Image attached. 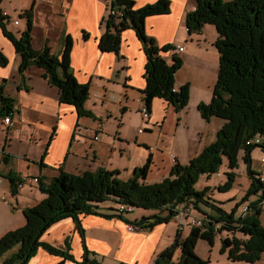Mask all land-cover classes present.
Returning a JSON list of instances; mask_svg holds the SVG:
<instances>
[{"label":"crops","instance_id":"1","mask_svg":"<svg viewBox=\"0 0 264 264\" xmlns=\"http://www.w3.org/2000/svg\"><path fill=\"white\" fill-rule=\"evenodd\" d=\"M134 1V7L137 8L155 0ZM15 2L14 5L13 0H0V8L8 11L11 17L3 21L6 26L8 22L21 26L17 30L10 28L18 35L25 29L26 21L21 24L14 10L19 8L21 14L25 9H31L30 33L33 48L48 45L53 54L60 56L66 34L71 35L70 66L77 81L88 84L89 94L85 104L92 115L78 116L73 106L59 102L57 86L47 80L41 67L32 65L20 72V56L15 52L12 41L3 35L0 28V48L8 58L6 64H0V84L3 94L13 99L12 122L6 124L3 117H0V193H3L0 205L7 212L6 218L3 217L0 222V235L20 223L12 220L14 208L10 200L14 199L18 207L24 209L46 197V193L39 189V183L34 182L27 184L30 185L29 189L23 190L25 184L20 188L21 191L19 189L13 193L10 178L37 175L48 183L59 174L61 168L71 174H80L84 170L93 171L99 167L120 172L122 165L134 172V168L144 163L150 154L140 147L151 148L155 138H159V145L165 149V153L168 152L166 172L171 170L170 161L188 162L200 152L206 144L203 132H198L202 125L196 114L193 119L185 115L187 105L178 109L162 97H154L148 119L142 117L140 111L145 105L143 89L146 84V54L135 30L128 27L120 32L118 51H104L99 47L98 40L106 31L112 0ZM170 2L169 13L149 15L145 20L146 32L158 45L175 46V50L163 53L168 61L173 53L178 55L185 51L180 44L179 34L185 25L186 13L196 6V0ZM12 19L18 20V23L15 24ZM85 30L89 32L87 37L82 35ZM179 46L183 48L182 51ZM127 117L131 120V129L134 131L136 154L122 143L127 139L132 145L131 135H127L126 131L124 133L123 128ZM191 123L197 124L195 136L187 132ZM140 128L143 130L139 131ZM95 135L97 138H94ZM22 198L24 201L21 202ZM6 199L9 200L8 205L5 203ZM186 204L188 203L185 202L184 206ZM263 206L264 198L261 208ZM195 213L201 212L192 209L191 214ZM81 223L85 229L88 257L89 252L96 251L97 254H111L128 263H142L146 261L148 252L155 248L167 222L158 223L151 229L130 230L129 223L118 216L87 214L81 216ZM175 223L177 231L176 220ZM184 229L185 226L182 233ZM40 240L62 248L68 240L69 253L74 259L84 258L81 235L71 217L65 216L52 222L41 234ZM61 258L39 247L27 262L53 264ZM91 259H96V256ZM64 264L74 262L66 259Z\"/></svg>","mask_w":264,"mask_h":264},{"label":"trees","instance_id":"2","mask_svg":"<svg viewBox=\"0 0 264 264\" xmlns=\"http://www.w3.org/2000/svg\"><path fill=\"white\" fill-rule=\"evenodd\" d=\"M110 4L111 7L120 8L123 16L120 19L109 15L106 31L98 40L101 50L118 51L120 32L128 27L133 28L146 54L143 99L149 111L154 97H162L178 109L185 107L189 97L188 86L185 84L175 89L173 83L182 60L176 53L171 55L170 61L163 55L164 52L174 50L175 46L158 45L145 29V20L149 15L170 12V0H155L137 8L134 7V0H112ZM21 15L26 18V28L18 35L6 26L0 16L1 32L12 41L15 52L20 56L19 71L23 72L32 65L41 67L47 80L57 86L59 102L73 106L78 116H91L85 104L89 94L88 84L77 81L70 66L71 35L66 34L60 56L53 54L48 45L35 49L31 43V9H25ZM205 23L213 24L218 33L214 44L218 50L219 68L213 96L208 102L200 101L198 110L206 120L213 116L223 118L224 124L217 129L215 140L206 144L186 164L175 162L169 173L171 177L154 184H146L144 180L150 169L151 155L142 165L135 167L132 176L125 180L117 177L119 170L100 167L93 171L84 170L80 174H71L61 168L59 174L48 183L39 179V189L46 193V197L24 208L23 226L6 231L0 237V257L14 244L20 243L18 251L12 257L3 259L1 264H14L16 261L18 264H26L38 247L62 257L54 264H64L66 259L74 264H100L96 259L88 257L82 215L118 216L139 228L151 229L158 223H166L175 215V207L180 202H187L193 209L199 208V202L204 200V191L195 190L193 184L200 173L211 174L217 171L224 157L227 165L233 169L240 150H244L245 161L249 164L252 148L259 146L264 149V0H196V6L186 13L185 25L191 33L199 31ZM88 33L85 30L82 35L87 37ZM7 61V56L0 48V64L4 65ZM2 91L0 84V117L4 118L7 113L11 114L13 99ZM256 135L262 136V142L248 143ZM249 171L253 179L252 192L259 188L263 191L257 201L249 204V210L244 216L236 220L233 212H224L211 203L222 212L220 216L201 212L209 219L199 226H192L185 236H182V230L177 229L172 243L156 255L153 264H208V260L195 252V247L199 238L213 243L218 232L214 225L216 221L223 223L220 232L223 229L229 233L239 230L247 235L242 240L228 235L221 238L220 252L228 248V257L231 259L249 262L257 260L264 251V226L259 222L264 185L258 178L260 173L251 168ZM227 175L228 181L224 188L230 186L234 172L230 171ZM17 178H10L13 193L17 192L16 183L21 179ZM107 197H114L120 205L131 209L133 206L157 208L168 211V214L157 212L129 221L121 213L99 212L98 203L94 201H102ZM65 216L71 217L79 230L84 249L83 260H75L69 253L68 240L64 248L40 240L41 234L52 222ZM177 247H180V257L175 262L173 257Z\"/></svg>","mask_w":264,"mask_h":264},{"label":"rangeland","instance_id":"3","mask_svg":"<svg viewBox=\"0 0 264 264\" xmlns=\"http://www.w3.org/2000/svg\"><path fill=\"white\" fill-rule=\"evenodd\" d=\"M195 1V0H193ZM15 0H13V4L15 5ZM194 4V3H193ZM14 13L17 15V19L21 22V24L26 21L25 16L21 15L19 12V8H16ZM8 28H12L13 30H17L18 27L14 26L12 23H7ZM26 28V22H25ZM11 29V30H12ZM18 33V32H16ZM218 37L217 30L215 26L211 23H205L201 27L199 31L188 32L185 25L182 26L181 33L179 34L180 44L185 51L183 53H179L182 60V66L177 69L175 73V79L173 81L174 87L180 89L181 86L187 85L189 91V97L187 100V106L185 108V115H188L191 119H193V115L196 114L198 120H200L202 127L198 132H203V141L207 145L215 140L216 131L219 129L222 124H224V120L221 117L213 116L209 120L203 119L199 115L198 111V103L200 101L208 102L213 96L214 84L216 83L217 78V68H219V57L218 50L214 44L216 38ZM175 50V49H174ZM132 105L135 107V104L132 101ZM133 112H130V118H132ZM131 120L127 117L126 123L123 126L124 133L127 132V135H131V144L127 142V139H124L122 143L126 146V148H130L131 151L136 154L134 143V131L131 129ZM197 127V124L191 123L190 127L187 129V132L192 133L194 135V129ZM143 128V127H142ZM142 128L141 131L143 130ZM136 129V128H135ZM195 136V135H194ZM128 138V137H127ZM254 142L255 136L251 138ZM207 140V141H206ZM159 138H155L151 148H142V150H146L147 154H152L150 171H148L147 178L145 179L146 184H154L159 181H163L167 177L170 176V172H166L165 165L168 164V152L165 153V149L159 145ZM205 144V145H206ZM204 145V146H205ZM203 146V147H204ZM201 149V148H200ZM203 149V148H202ZM201 149V150H202ZM150 150V151H149ZM200 150V151H201ZM149 154V156H150ZM244 150H240L238 153L237 164L233 169H231L227 165L226 157H224L223 161H221L217 171L206 174L200 173L193 187L197 191H204V200L200 201L198 204V209L195 210L198 212H205L206 214L220 216L222 213L220 210L216 209L211 203L216 204V206L220 207L222 211L231 213L233 212L234 218L239 219L242 216V209L244 205H249L257 201L263 189L259 188L257 191L252 192L251 184H252V176L249 171L251 168L254 172L259 173L258 171H262L264 169V149L259 146H255L251 150V161L248 164L245 161ZM125 161V160H124ZM176 162V161H175ZM175 162L170 161V164L173 165ZM179 164H186L185 162H178ZM143 164V163H142ZM141 164V165H142ZM121 171L117 174V177L125 180L131 177L130 170L126 169L124 165H122ZM233 171V179L228 188H224L225 184L228 181V172ZM30 185H25L23 190L29 189ZM34 188V187H32ZM22 189H20L21 191ZM18 192V190H17ZM2 194L0 193V198H2ZM5 194V193H4ZM8 194V193H7ZM14 198V196L12 197ZM9 200L6 199V204L9 203ZM20 201H24V199H20ZM13 205V213L11 214L12 220L14 222L20 221V223L15 226L13 229H17L25 224L24 212L23 208L18 207V204L14 201V199L10 200ZM94 203H98L97 209L102 213H114L119 215L120 213L123 215V218L129 221H133L135 218L141 217L142 215L148 216L154 213L159 212L161 215L168 214V211H160L157 208H144L142 206H133L132 210H125L120 212L119 206L120 203L114 199V197H107L102 201H94ZM185 204V201L180 202L176 205V209L182 208ZM8 205V204H7ZM143 211V212H142ZM7 212L0 205V222L1 220L6 218L5 214ZM174 215L168 219L164 232L162 233L160 239L158 240L155 248L152 251L148 252L146 257V261L142 263L135 262H127L117 258H114L111 254H97L96 251L89 252V258H93L96 256L97 263L100 264H153V261L156 255L168 245H170L173 241L174 234H176V223H175ZM260 224L264 226V206L261 208L259 214ZM222 222L218 223V225L222 226ZM190 226L185 225L184 232L182 236H185L190 231ZM12 230V229H10ZM7 231V230H6ZM4 231L0 237L6 232ZM9 231V230H8ZM228 235L230 238L235 237L237 239H244L247 235L243 234L239 230L234 231V233H229L226 229H223L222 232H217L214 237V241L210 244L206 239L199 238L195 252L204 258V260H208V264H264V251L260 253V257L254 262H249L248 260H234L228 257V248L224 252H220L221 250V238ZM53 245V244H52ZM20 243L14 244L9 250L5 251L0 257V264L3 259L12 257L19 249ZM54 246V245H53ZM57 247V246H56ZM39 248V247H38ZM37 248V249H38ZM49 252V251H48ZM52 253V252H50ZM57 255V254H53ZM60 256V255H58ZM32 257V256H31ZM30 257V258H31ZM180 257V247H177L174 250V261L177 262ZM31 260V259H29ZM29 260H27L29 262ZM26 262V264H28ZM14 264H18L17 261ZM54 264V263H53Z\"/></svg>","mask_w":264,"mask_h":264},{"label":"built area","instance_id":"4","mask_svg":"<svg viewBox=\"0 0 264 264\" xmlns=\"http://www.w3.org/2000/svg\"><path fill=\"white\" fill-rule=\"evenodd\" d=\"M109 13L111 15L119 17L120 19L123 16V12H122V10H120V8L110 7ZM0 16H2L3 19H11L10 14L8 13V11L3 10L1 8H0ZM13 22L15 24H17L18 20H13ZM179 50L182 51L183 48L179 46ZM140 112H141V115H142L143 118H147L148 119V117H149V109H148V106L146 104L142 107ZM3 120L5 121L4 123H6V124L11 123L12 122L11 114L7 113L6 115H4ZM139 131H141V129H139ZM94 138H97V135H95ZM262 140H263L262 136L256 135L254 142L250 138L248 140V143H251V142H253V143H261ZM258 178L260 179V181L264 185V169L260 172V174L258 175ZM39 179L40 178L37 175L36 176L35 175L34 176H26V177L23 176V177H21V179L19 181H17L16 188L19 190L25 184L33 183V182L34 183H38ZM3 198H5V197L3 196ZM248 207H249V205H244L243 206L242 216H244L248 212ZM192 209L193 208L189 204H187L182 209L176 211V214L174 216L176 218L175 220L177 222V228L178 229L183 230L185 225L190 226V227L199 226V223L201 221H204V220L206 221V220L209 219L208 216L205 215L204 213H195V215H192L191 214V210ZM119 210L122 212V211H125V210H129L130 211L132 209L129 208V207H126L124 205H120L119 206ZM214 225L217 226V230L220 232L219 229H221L222 226L218 225V221H216L214 223ZM128 228L130 230H133V229H137L139 227L134 225V224H128Z\"/></svg>","mask_w":264,"mask_h":264},{"label":"bare ground","instance_id":"5","mask_svg":"<svg viewBox=\"0 0 264 264\" xmlns=\"http://www.w3.org/2000/svg\"><path fill=\"white\" fill-rule=\"evenodd\" d=\"M248 210H249V207H248ZM203 223V221H201L200 223H199V225H201ZM216 229H217V226L215 227Z\"/></svg>","mask_w":264,"mask_h":264}]
</instances>
